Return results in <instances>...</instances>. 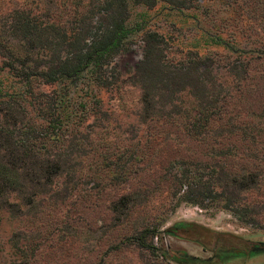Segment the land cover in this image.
<instances>
[{"label": "rangeland", "instance_id": "374dc122", "mask_svg": "<svg viewBox=\"0 0 264 264\" xmlns=\"http://www.w3.org/2000/svg\"><path fill=\"white\" fill-rule=\"evenodd\" d=\"M187 6L131 5L132 52L119 61V80L109 89L81 80L69 85L71 100L87 109L64 132L83 146L71 154L77 174L56 178L52 191L22 213L15 207L1 213L0 264H264V56L239 47L264 46V0H188ZM60 15L51 12L54 20ZM148 30L164 36L171 62L214 61L210 94L199 105L189 91L180 93L173 122H139L140 89L133 73H124L126 62L141 59ZM218 35L229 47L215 42ZM1 65L0 98L24 91ZM43 82L36 77L29 86L38 98L23 96L31 121L41 120L36 99L53 96V83ZM182 162L206 164L209 173L259 171V188L246 197L257 205L253 225L224 209L174 207L167 173ZM219 248L235 251L217 256Z\"/></svg>", "mask_w": 264, "mask_h": 264}, {"label": "trees", "instance_id": "16d2710c", "mask_svg": "<svg viewBox=\"0 0 264 264\" xmlns=\"http://www.w3.org/2000/svg\"><path fill=\"white\" fill-rule=\"evenodd\" d=\"M1 1L6 3L0 10L1 67L17 77L25 90L0 98V221L1 213L12 207L22 213L35 206L39 196L52 191L56 178H73L77 174L71 154L76 147V155H80L83 146L72 145L64 132L76 126L83 117L79 112L85 114L87 109L71 100L68 87L75 84L76 88L81 80L92 88L109 89L119 80V61L125 54L129 58L132 52L128 40L131 28L127 25L131 5L152 8L162 2L170 8L188 7V0H38L42 8L25 0ZM51 12L61 14V20L52 19ZM142 39L141 59L133 64L126 62L124 70L133 73L140 89L139 122H173L180 93L189 91L199 105L200 98L210 94L207 85L215 80L214 61L205 56L171 62L162 34L148 30ZM214 39L229 47L220 35ZM239 45L243 54L255 51L259 57L264 56V46ZM36 77L58 89L54 87L53 96L43 101L36 99L34 109L41 120L31 121L23 96L38 98L29 88ZM61 82L69 83L63 86ZM39 95L48 93L39 91ZM203 119L207 122L208 116ZM205 167L206 164L182 162L169 170L173 206L191 203L224 209L240 222L253 225L257 205L254 201L248 203L246 197L259 188V171L242 167L238 171L219 169L209 173ZM233 251L219 248L216 255ZM162 252L168 254L166 250Z\"/></svg>", "mask_w": 264, "mask_h": 264}, {"label": "flooded vegetation", "instance_id": "af4514ba", "mask_svg": "<svg viewBox=\"0 0 264 264\" xmlns=\"http://www.w3.org/2000/svg\"><path fill=\"white\" fill-rule=\"evenodd\" d=\"M179 225V224H178ZM217 254V253H216Z\"/></svg>", "mask_w": 264, "mask_h": 264}]
</instances>
